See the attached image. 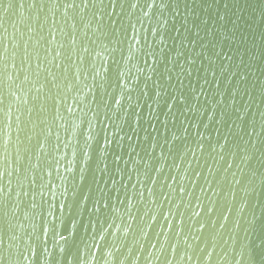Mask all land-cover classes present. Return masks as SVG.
<instances>
[{
    "label": "water",
    "instance_id": "1",
    "mask_svg": "<svg viewBox=\"0 0 264 264\" xmlns=\"http://www.w3.org/2000/svg\"><path fill=\"white\" fill-rule=\"evenodd\" d=\"M168 2L89 0L75 29L48 0L0 13L2 264H250L264 0Z\"/></svg>",
    "mask_w": 264,
    "mask_h": 264
},
{
    "label": "snow or ice",
    "instance_id": "2",
    "mask_svg": "<svg viewBox=\"0 0 264 264\" xmlns=\"http://www.w3.org/2000/svg\"><path fill=\"white\" fill-rule=\"evenodd\" d=\"M51 7L48 8V11H52L53 8H55V11H59L62 7L64 9V17L66 18V22L68 20H71V27L73 29L76 28L77 18L79 17V20L82 22L84 17L81 14L80 10L82 7L87 8L89 6V0H82V3H77L76 0H48ZM104 0H99V3L102 5ZM92 7H96V0H91ZM13 0H0V13L3 15L7 14L8 9L12 8ZM35 6V5H33ZM20 7H23V5H20ZM132 7H136V4H133ZM169 7L168 0H160V3H157L156 0H151V4L149 5V8H156L159 10L161 14L164 13V10ZM41 11H44V8L41 7ZM178 14V13H177ZM53 15H55V12H53ZM95 19V15L93 17ZM221 20H223V17H220ZM207 23V21H205ZM91 24V21H89V26ZM0 27H3L2 24H0ZM4 31L6 32L7 29L5 28ZM196 37H199V32L195 33ZM54 38V37H53ZM2 43V41H0ZM194 46V43H193ZM63 47V45H61ZM25 51H27V48L25 46ZM7 46H4L2 50H0V81H3L5 79L11 78L10 73L8 72V60L12 59L14 61L13 57H8L7 55ZM59 55V53H57ZM28 57H24V62L27 63ZM37 68H39V65H37ZM49 75H51V72H49ZM35 76H39V71L35 72ZM17 79H19V76L17 75ZM23 82L31 83L29 76L25 75L23 78ZM34 86V85H33ZM40 89H37L39 91ZM0 103H3L2 100H0ZM4 191L3 187H0V193ZM7 259V257H4L2 253H0V264H2L3 260ZM191 259V257H189ZM250 264H264V239L261 240L260 244L256 245V247L253 249V254L250 255Z\"/></svg>",
    "mask_w": 264,
    "mask_h": 264
}]
</instances>
